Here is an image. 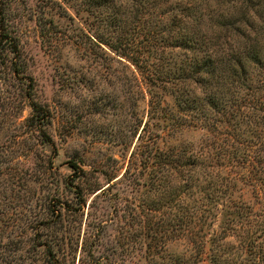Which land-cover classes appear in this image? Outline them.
Instances as JSON below:
<instances>
[{
    "label": "rangeland",
    "instance_id": "374dc122",
    "mask_svg": "<svg viewBox=\"0 0 264 264\" xmlns=\"http://www.w3.org/2000/svg\"><path fill=\"white\" fill-rule=\"evenodd\" d=\"M59 1L80 28L95 22L93 29L104 32L98 12L89 11L90 0ZM10 4L21 57L20 73L0 57V264H46L51 242L63 264H250L243 237L213 238L208 232L204 250H197L176 225V207L162 205L155 179L139 160L124 176L136 129L140 133L148 120V97L134 94L128 70L68 41L47 50L36 24L38 0ZM32 100L52 114L48 143L29 122ZM153 129L165 136L159 126ZM200 135L191 131L165 141L182 145ZM92 184L102 189L92 193ZM223 219L214 226L217 232Z\"/></svg>",
    "mask_w": 264,
    "mask_h": 264
},
{
    "label": "trees",
    "instance_id": "16d2710c",
    "mask_svg": "<svg viewBox=\"0 0 264 264\" xmlns=\"http://www.w3.org/2000/svg\"><path fill=\"white\" fill-rule=\"evenodd\" d=\"M10 1L0 0V57L20 73L19 40L6 9ZM87 3L105 23L103 33L93 29L95 22L80 28L59 0H38L36 24L47 50L68 41L85 54L120 64L130 74L134 94L148 97V120L140 133L136 129L138 142L124 176L141 162L165 199L162 205L176 207V225L197 250H204L208 232L213 238L243 237L250 264H264V0ZM29 106L31 126L48 143V106L34 100ZM155 119L161 122L153 124ZM191 131L201 133L198 142L165 141ZM101 189L92 184L90 192ZM55 253L51 242L46 264H63Z\"/></svg>",
    "mask_w": 264,
    "mask_h": 264
}]
</instances>
